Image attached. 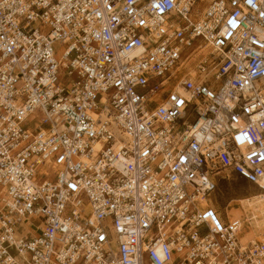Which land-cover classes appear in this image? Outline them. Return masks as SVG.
Here are the masks:
<instances>
[{"label":"built area","instance_id":"obj_1","mask_svg":"<svg viewBox=\"0 0 264 264\" xmlns=\"http://www.w3.org/2000/svg\"><path fill=\"white\" fill-rule=\"evenodd\" d=\"M230 175L264 197V0H0V264H264Z\"/></svg>","mask_w":264,"mask_h":264},{"label":"rangeland","instance_id":"obj_2","mask_svg":"<svg viewBox=\"0 0 264 264\" xmlns=\"http://www.w3.org/2000/svg\"><path fill=\"white\" fill-rule=\"evenodd\" d=\"M201 7L202 5H200V8ZM55 48L57 53L62 50L60 45L55 46ZM40 117L41 115L37 114V116L31 118L29 121L34 124L36 119H39ZM255 194L258 195L255 188L251 187L243 180L230 175L227 181H221L218 184L216 192L211 196L207 204L208 206L214 207L221 214L226 212L227 215H232V210L237 206L239 200H243ZM239 218L240 217H234L232 220Z\"/></svg>","mask_w":264,"mask_h":264},{"label":"bare ground","instance_id":"obj_3","mask_svg":"<svg viewBox=\"0 0 264 264\" xmlns=\"http://www.w3.org/2000/svg\"><path fill=\"white\" fill-rule=\"evenodd\" d=\"M180 91V87L177 86ZM234 208V207H233ZM240 211V213H239ZM236 213V214H235ZM232 215H227L230 219L234 217H240L239 219H234L242 221L244 226L248 227L241 234V241L247 242H260L263 241L264 237V197L261 195H251L248 198L239 200L237 206L232 210ZM251 225H255L254 230L251 229Z\"/></svg>","mask_w":264,"mask_h":264},{"label":"crops","instance_id":"obj_4","mask_svg":"<svg viewBox=\"0 0 264 264\" xmlns=\"http://www.w3.org/2000/svg\"><path fill=\"white\" fill-rule=\"evenodd\" d=\"M251 187H252V186H251ZM253 188H254V187H253ZM219 213H220V212H219ZM222 216H225V215H222ZM251 226H252V225H251ZM251 226H250V227H251Z\"/></svg>","mask_w":264,"mask_h":264}]
</instances>
